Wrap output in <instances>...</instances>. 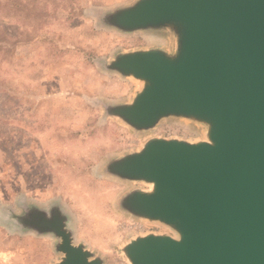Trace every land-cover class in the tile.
<instances>
[{
  "label": "rangeland",
  "instance_id": "374dc122",
  "mask_svg": "<svg viewBox=\"0 0 264 264\" xmlns=\"http://www.w3.org/2000/svg\"><path fill=\"white\" fill-rule=\"evenodd\" d=\"M17 1L19 15H5ZM142 1L0 0L11 42L0 51V264L64 260L53 229L17 222L32 207L45 222L60 221L98 264H132L127 249L140 238L181 239L175 224L130 208L132 196L152 194L155 184L116 170L153 141L211 143L205 117L165 114L139 127L118 114L148 85L120 71V58L159 52L176 61L181 51L177 22L108 24Z\"/></svg>",
  "mask_w": 264,
  "mask_h": 264
},
{
  "label": "water",
  "instance_id": "95a60500",
  "mask_svg": "<svg viewBox=\"0 0 264 264\" xmlns=\"http://www.w3.org/2000/svg\"><path fill=\"white\" fill-rule=\"evenodd\" d=\"M183 26L176 61L129 54L117 68L148 85L120 109L145 127L165 114L212 122L211 143L153 141L118 173L155 184L129 199L135 212L175 224L180 240L147 236L129 244L132 264H264V0H143L108 24ZM60 264H98L73 246L60 221Z\"/></svg>",
  "mask_w": 264,
  "mask_h": 264
},
{
  "label": "trees",
  "instance_id": "16d2710c",
  "mask_svg": "<svg viewBox=\"0 0 264 264\" xmlns=\"http://www.w3.org/2000/svg\"><path fill=\"white\" fill-rule=\"evenodd\" d=\"M21 10L22 6H20L19 2L17 1L12 3V7H8L7 4H5L3 11L6 13L5 15L17 16ZM8 44H11L9 37H7L3 29L0 28V51L5 50L7 47L6 45ZM16 219L17 222L24 228L47 229V227L44 225V220L42 216H40L36 207L26 209L22 215L16 216Z\"/></svg>",
  "mask_w": 264,
  "mask_h": 264
}]
</instances>
